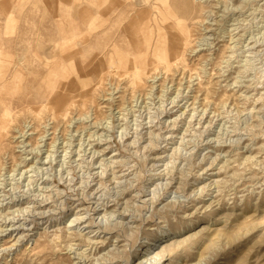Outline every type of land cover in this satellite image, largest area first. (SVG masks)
<instances>
[{
	"label": "rangeland",
	"instance_id": "rangeland-1",
	"mask_svg": "<svg viewBox=\"0 0 264 264\" xmlns=\"http://www.w3.org/2000/svg\"><path fill=\"white\" fill-rule=\"evenodd\" d=\"M118 12L138 85L108 57L130 32L98 30ZM0 43L36 54L27 78L65 69L0 114V264H264V0H0Z\"/></svg>",
	"mask_w": 264,
	"mask_h": 264
},
{
	"label": "bare ground",
	"instance_id": "bare-ground-1",
	"mask_svg": "<svg viewBox=\"0 0 264 264\" xmlns=\"http://www.w3.org/2000/svg\"><path fill=\"white\" fill-rule=\"evenodd\" d=\"M123 1V0H122ZM125 1V0H124ZM128 1V0H127ZM182 1V0H181ZM190 0H188L189 2ZM121 2V1H120ZM185 2V1H183ZM187 2V0H186ZM117 3H119L117 1ZM124 3V2H122ZM178 3V2H177ZM194 3V2H193ZM103 4V3H102ZM129 4V3H128ZM148 4V3H147ZM182 4V2H181ZM184 4V3H183ZM182 4V6H183ZM188 4V3H187ZM192 4V2H191ZM116 5V4H115ZM119 5V4H118ZM190 5V4H189ZM117 6V5H116ZM115 6V7H116ZM135 6V5H134ZM146 6V5H145ZM112 6L111 9L115 8ZM119 8V6H117ZM150 7V6H149ZM191 7V6H190ZM189 7V9H190ZM195 8H197L196 6H194ZM125 9V8H124ZM133 9V7L130 8V10ZM183 10L184 9V6L183 8H181ZM115 9L112 10V12L114 11ZM122 11V4H121V9ZM135 10V9H134ZM182 10V11H183ZM119 11V10H118ZM120 11V13H121ZM129 11V10H127ZM125 12V11H124ZM115 13V11L113 12ZM120 13H116L114 15H117L116 18H114V20L111 22V24H107L106 27L104 28H101L99 27L98 30H100V34H102V37L107 33L108 35L112 34L110 33V31H115V32H118L116 35H115V38L116 36H122L123 33H125V35L123 36H127L128 34H126V30H128V32H130V35L129 36V42L126 43L124 45V48H117L115 46V41H110L113 42L111 45V47H108L107 48L110 50L109 54H108V57L110 59H120L121 61V65L122 66V69H124L125 73H127L128 75L126 77H128V79L131 81L132 84L134 85H138L140 83V79H139V71L137 70L138 67L140 66H145V60H144V64H143V58H142V55L139 54V50H140V45L142 44L143 41H138V39H135L133 37V35L135 34L136 35V31L138 30L137 29V24H123L122 21H121V16H123V13H121L122 15L120 16ZM130 13V11H129ZM131 13H132V10H131ZM134 13V12H133ZM178 13L181 14V11H179ZM183 13V12H182ZM185 14V12H184ZM191 14V12H190ZM131 15V14H130ZM179 15V14H178ZM128 16V15H127ZM189 16V14H188ZM187 16V17H188ZM124 17V16H123ZM111 18V17H110ZM170 18V17H169ZM112 19V18H111ZM109 19V20H111ZM125 19H127L125 17ZM133 19V18H132ZM125 21V20H124ZM133 21V20H132ZM151 21V20H150ZM168 21V20H167ZM126 22V21H125ZM167 23V22H166ZM64 25V24H63ZM81 24H70V30H66L64 33H63V37H67L71 34L73 35H78L79 33V30H78V27L77 26H80ZM84 25H87V26H91L92 24H84ZM100 26H103L102 24H99ZM140 25V24H139ZM105 26V25H104ZM166 26L168 27V29H170L171 31V34H169V44H168V51H169V54L170 55H166V53H164V51H167V48L165 50V42L162 39H160L158 36L157 38H159L157 40V38L155 39L156 40V43H155V48H156V60L159 61V62H167L166 59L168 57L169 59V56L171 58H173L172 60H177L178 57H179V46L184 42L185 40V37L188 33V30L186 29L185 25L182 24L181 22H176L175 24H166ZM82 27V26H81ZM139 27V26H138ZM148 27V26H147ZM150 29H151V26H149ZM101 28V29H100ZM143 28V27H142ZM145 29V28H144ZM65 30V29H64ZM96 30V29H95ZM94 30V31H95ZM152 30V29H151ZM150 30V31H151ZM92 31V30H91ZM93 31V32H94ZM97 31V30H96ZM84 32V31H83ZM92 32V33H93ZM98 32V33H99ZM106 32V33H105ZM114 32V33H115ZM147 32V30H146ZM37 33V32H36ZM58 33V32H57ZM97 33V34H98ZM141 33V32H140ZM94 34V33H93ZM92 34V35H93ZM106 34V35H107ZM138 34V33H137ZM162 34V33H160ZM59 35V34H58ZM96 35V34H95ZM107 35V37H108ZM159 35V34H158ZM72 36V35H71ZM70 36V37H71ZM117 36V37H118ZM127 36V37H128ZM163 36V34H162ZM188 36V35H187ZM62 37V36H61ZM60 37V38H61ZM101 37V35H100ZM99 37V38H100ZM101 37V38H102ZM105 37V36H104ZM103 37V38H104ZM105 37V39L107 38ZM111 37V36H109ZM114 35L111 37L113 39ZM138 37V36H137ZM165 37V36H164ZM85 38V36H84ZM134 38V40H133ZM141 38V36H140ZM187 38V37H186ZM199 38V37H198ZM79 39V38H78ZM108 39V38H107ZM127 40V38H125ZM35 40V39H34ZM84 40V39H82ZM103 39H100V41H102ZM114 40V39H113ZM122 40V38H121ZM120 40V41H121ZM125 40V41H126ZM118 41V40H117ZM118 41V42H120ZM75 42V41H74ZM103 42V41H102ZM98 46H100L99 49H101V45L102 47H105L103 46L104 43H102ZM107 43V40L104 41ZM122 42V41H121ZM132 46V51H130V47H129V44ZM141 43V44H140ZM161 43V44H159ZM78 44V43H77ZM84 44V43H82ZM99 44V43H98ZM109 44V42L107 43ZM106 44V45H107ZM80 45V44H79ZM114 46V47H113ZM146 46H147V43H146ZM129 47V48H127ZM167 47V46H166ZM75 48V47H74ZM72 48V49H74ZM85 48V47H84ZM143 48V46H142ZM86 49V48H85ZM9 50L6 46L2 47V43H0V114L2 113H7L8 109L10 108V106H8L9 102H13L15 99L16 101H18L19 103H24L25 101H29L30 104L32 105V108H38L41 110L43 109L46 104L43 103V97L45 96L46 93H50L52 94L53 92L52 91H56L57 90H60V80L61 79V76H62V71L60 70H57L58 68H60V66L56 69V70H49L48 72H44L45 75L44 77L42 78H39V80H36V78L34 76L35 75V71H36V66H38L40 63L39 59L37 58L36 54L34 52H31L29 51L28 52V55L26 56H11L9 55ZM82 50V49H81ZM87 50V49H86ZM11 51V50H10ZM89 51V48L88 50ZM102 51V49H101ZM130 51V52H128ZM143 52V51H142ZM78 53V52H77ZM84 53V52H83ZM88 53V52H87ZM146 53V51H145ZM16 53H14L15 55ZM17 55V54H16ZM84 55V54H83ZM104 55V54H103ZM80 56L82 57V52L80 54ZM85 56L87 57L86 53H85ZM84 56V57H85ZM63 57V54L62 56ZM67 57V55L65 56ZM86 57L84 58V60L86 59ZM107 57V58H108ZM83 58V57H82ZM145 59V58H144ZM20 60H22L23 62H25V65H23L24 67H27L29 70H30V73H33L34 76H30L29 78H27L25 75H24V72L22 70V68L19 66V62ZM58 60H61L62 61V58L58 59ZM105 60V59H104ZM179 60V59H178ZM61 61H58V62H61ZM75 61V60H73ZM72 61V62H73ZM77 61V60H76ZM75 61V62H76ZM80 62V61H79ZM34 63H37V64H34ZM53 63V62H52ZM21 64V63H20ZM61 64H63V62H61ZM79 64V63H78ZM111 64V65H110ZM56 65V63H55ZM80 65V64H79ZM109 65L112 67L113 64L109 62ZM40 66V65H39ZM38 66V67H39ZM42 66V64H41ZM52 66V65H51ZM69 66V64H68ZM119 66V67H120ZM45 67V66H43ZM42 67V68H43ZM49 67V66H48ZM62 67V66H61ZM41 68V67H39ZM46 68V67H45ZM51 68V67H50ZM26 69V68H25ZM28 70V71H29ZM102 70V68H101ZM79 72V71H78ZM44 73H41L44 74ZM76 73V72H75ZM40 76V75H39ZM38 76V77H39ZM99 76V74L97 75ZM153 83V82H152ZM22 84V85H21ZM73 85V84H72ZM71 85V86H72ZM77 84L74 85V88H77L76 87ZM69 88V95H65L64 98V101H65V105H68V106H71L74 99H73V90L72 88ZM133 86V85H132ZM62 87V86H61ZM62 91V89H61ZM92 97V96H91ZM50 98V97H49ZM78 98H84L82 96H78ZM47 101V100H46ZM49 101V100H48ZM38 104V105H37ZM43 104V105H42ZM49 104V103H48ZM74 104V103H73ZM33 105H37V106H33ZM77 105V104H76ZM20 108V107H19ZM31 108V109H32ZM14 109V108H13ZM26 111V110H25ZM59 111V110H58ZM14 112V111H13ZM27 112H30V111H27ZM35 112V111H34ZM53 115L54 116H57L55 114V111L53 110ZM18 114V113H17ZM32 114H36V113H32ZM31 114V116H32ZM63 113H61L62 115ZM51 115V114H50ZM59 115V114H58ZM15 117H13L14 119ZM57 118V117H56ZM14 121V120H13ZM29 121V120H28ZM33 121V120H32ZM15 122V121H14ZM9 124V123H8ZM14 124V123H13ZM41 124V123H40ZM39 124V125H40ZM22 125V124H21ZM7 129V128H6ZM5 129V131H6ZM18 129V128H17ZM6 135V134H5ZM24 136V135H23ZM3 158V157H2ZM128 180V179H127ZM124 190V189H123ZM4 201V200H3Z\"/></svg>",
	"mask_w": 264,
	"mask_h": 264
}]
</instances>
